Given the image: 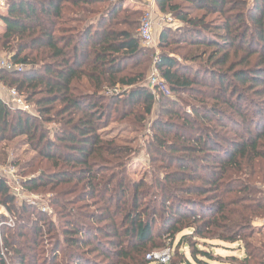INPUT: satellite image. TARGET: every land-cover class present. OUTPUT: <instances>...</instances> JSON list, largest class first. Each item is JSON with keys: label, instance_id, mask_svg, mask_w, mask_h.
<instances>
[{"label": "trees", "instance_id": "16d2710c", "mask_svg": "<svg viewBox=\"0 0 264 264\" xmlns=\"http://www.w3.org/2000/svg\"><path fill=\"white\" fill-rule=\"evenodd\" d=\"M124 1L6 0L0 50L22 68H0V84L33 105L36 116L0 97V144L23 137L37 155L40 172L25 187L55 192L64 238H54L42 258L24 244L36 242L17 213L9 234L14 264H148L144 257L160 238L173 242L188 230L185 247L189 238L234 244L264 218V193L256 188L264 184V0H155L161 13L183 23L158 38V101L142 85L151 59L135 34L140 14ZM115 86L129 91L103 96ZM155 101L164 119L155 124L154 152L164 151L158 161L165 169L176 168L151 184L132 183L124 176L130 151L116 149L102 132L115 115L141 127ZM50 124L57 128H44ZM79 186L92 213L67 210L63 199ZM13 203L0 179V205L10 211ZM34 223L28 226L36 237L44 226ZM240 247L245 264H264L263 249ZM200 255L206 260L190 253L195 263L210 264L209 252Z\"/></svg>", "mask_w": 264, "mask_h": 264}, {"label": "rangeland", "instance_id": "374dc122", "mask_svg": "<svg viewBox=\"0 0 264 264\" xmlns=\"http://www.w3.org/2000/svg\"><path fill=\"white\" fill-rule=\"evenodd\" d=\"M124 8L128 11H135L139 12V17H137L135 23V34L137 35V30L139 28L140 20L145 15H149L151 19L152 25V37L153 42L150 47H145L143 43L140 41L139 44L141 47L145 48L149 52V59L150 64L148 65V69L146 71L145 80L142 85L150 92L152 95L155 96V100L158 101V92L159 90H164V82L160 84L158 90L157 87L150 88L149 81L152 74L155 70H158L155 67V61L158 56L163 52V50L159 47L158 38L161 34L163 29H169L171 31H178L183 27V23L180 21L175 20L169 14L161 13L155 3V0H144L142 2H136L134 0H125L124 1ZM6 14L5 10H0V16H4ZM3 26V27H2ZM4 25L3 22L0 20V36L3 34ZM166 52V51H165ZM10 58L8 52H4L0 50V64L1 62H6ZM159 79L162 80L159 72ZM163 81V80H162ZM8 90L7 88L0 84V97L4 100H9L8 98ZM129 91L128 87H120L115 86L113 88H104L102 91L103 96H120ZM252 93H249L250 96ZM248 95V96H249ZM258 100V98H255ZM260 100V99H259ZM155 101V104L152 108V113L146 117L145 122L141 125V127L129 126L127 122L120 120V116L115 115L114 117L117 121L110 123V125L104 129L102 132V137L105 140H115V144H118L115 148L124 150L126 152L130 151L128 158L125 160V178L129 182L138 183L140 181H144L147 184H151L154 179H162L164 174L168 171L174 170L176 168L175 164H172L170 167L171 169H165V165H161L162 163L158 161V158L161 157L164 151H159L158 153L154 152L156 149L153 148L154 142V133L157 132L155 130V124L158 120H163L164 118L161 116L159 104ZM30 105V116H36L35 108L33 105ZM187 113L190 112V108L187 107L185 109ZM49 131L54 130L57 128L55 124L44 125ZM154 128V129H153ZM158 134V133H157ZM160 137V135H158ZM164 138V137H162ZM173 139L169 137V140ZM37 155L30 150V148L26 145L25 139L23 137H19L9 142H4L0 144V179H4L5 171L10 170L13 168L14 179L18 182V184L22 187V191L19 195H13V205L10 207V211L6 210L4 207L0 205V255L4 260V264H14L12 262L13 254L12 251L14 249L15 240L10 238V232H13L16 228V215L18 213V222H24L26 228H24L25 235L35 239L36 244L31 242H25L30 245L31 250L35 249L33 252L39 253V256H43L47 254L50 246H52L53 242L55 241L54 238L57 240L61 239L60 241L63 242L62 237V230L60 226L59 219L61 218L58 214V208L53 204L54 199V191H49V189L45 190H35L29 191L27 187H25V182L29 179L35 178L36 175L40 172L39 170L36 171V167L34 168V164L40 161L36 160ZM46 166V165H45ZM14 180V181H15ZM188 184V183H187ZM185 183V185H187ZM66 187V186H65ZM69 187V186H68ZM256 188L264 193V184H256ZM80 186L76 189L73 195H70L63 199L65 202H68L67 210L70 213L71 210L86 214L92 213L93 207H84V204L92 202L86 198L84 191L80 190ZM150 197L146 199V202L151 200ZM157 197L153 195L152 198ZM158 198V197H157ZM155 202V201H154ZM159 202V199L156 200ZM159 204V203H158ZM157 204V205H158ZM24 208L27 211H23ZM159 208V207H158ZM79 214V213H78ZM39 215V216H38ZM156 218L160 220V214L156 215ZM37 220H44L45 223ZM78 222H82L85 225L91 226H101L103 223H95L94 225L90 224L88 221H82V219H77ZM36 221V222H35ZM35 222V223H34ZM41 222V223H40ZM32 223L41 227L43 224L44 228L41 229V232L38 233L35 237V229L29 227ZM27 224V225H26ZM63 226V225H62ZM190 231H183L182 233L175 236L173 242H171L168 238H160L159 247L160 249H155L149 253L161 252L163 250H169L171 254L170 261L167 264H197L195 261L190 257V253H194L197 260L204 261L206 260L204 256L200 255L201 252H209L212 258L209 261L210 264H245L243 260L244 257V250L240 247L247 242L251 244L254 248L263 249L262 252L264 254V218H255L252 222V229L248 230L244 233L245 238L241 239L238 243L234 244H227L223 243L218 240H199V239H188V244L190 248L187 247L188 245L183 246L182 243V236L189 234ZM100 235V234H99ZM99 238L103 241L104 239L101 235ZM7 244L10 246H6ZM186 242V241H185ZM14 243V244H13ZM62 247H59V255L58 261L64 262L66 257L63 255L65 250ZM37 245V247H36ZM32 251H27V254H33ZM148 253V254H149ZM172 253L174 257L172 258ZM95 254L92 255L94 260ZM147 256V255H146ZM146 256L144 260L148 264H158L154 261L147 260ZM42 257V258H43ZM99 261L100 258H97ZM46 264H49L46 262ZM251 264H255L254 261Z\"/></svg>", "mask_w": 264, "mask_h": 264}, {"label": "built area", "instance_id": "2783aa9c", "mask_svg": "<svg viewBox=\"0 0 264 264\" xmlns=\"http://www.w3.org/2000/svg\"><path fill=\"white\" fill-rule=\"evenodd\" d=\"M6 0H0V10L6 11ZM137 36L139 37L140 41L145 45V47H150L153 42L152 37V25H151V19L149 15L143 16V18L140 20L139 28L137 30ZM157 61V59H156ZM155 61V63H156ZM17 68L20 70L22 66H13L9 60L6 62H1L0 68L6 69V70H12L13 68ZM158 72L155 70V72L152 74L150 81H149V87L150 88H156L157 90L163 81L159 79ZM8 92V98L9 100H6L13 108L17 110H21L26 113H30V105L24 100V98L19 95L14 89H10ZM14 169L10 168V170L5 171L4 179L6 180V186L9 188L10 192L13 195H19L22 191V187L18 184V182L14 179ZM15 180V181H14ZM171 254L169 250H163L161 252H155V253H149L146 256L147 260L154 261L158 264H167L170 261Z\"/></svg>", "mask_w": 264, "mask_h": 264}, {"label": "crops", "instance_id": "0c3cea01", "mask_svg": "<svg viewBox=\"0 0 264 264\" xmlns=\"http://www.w3.org/2000/svg\"><path fill=\"white\" fill-rule=\"evenodd\" d=\"M3 27V26H2ZM3 30V29H2ZM4 31V30H3Z\"/></svg>", "mask_w": 264, "mask_h": 264}]
</instances>
